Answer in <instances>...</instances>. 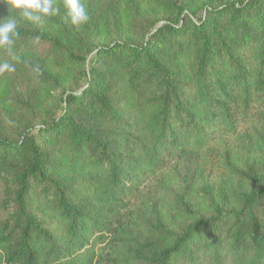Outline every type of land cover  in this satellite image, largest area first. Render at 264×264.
Here are the masks:
<instances>
[{
	"label": "trees",
	"instance_id": "16d2710c",
	"mask_svg": "<svg viewBox=\"0 0 264 264\" xmlns=\"http://www.w3.org/2000/svg\"><path fill=\"white\" fill-rule=\"evenodd\" d=\"M82 3L0 0V264H264V164L235 159L264 152V0Z\"/></svg>",
	"mask_w": 264,
	"mask_h": 264
},
{
	"label": "clouds",
	"instance_id": "9594fccd",
	"mask_svg": "<svg viewBox=\"0 0 264 264\" xmlns=\"http://www.w3.org/2000/svg\"><path fill=\"white\" fill-rule=\"evenodd\" d=\"M10 10H19L24 18L34 23L44 22L45 17L59 12L53 6V0H3ZM66 16L72 25H81L89 20V13L82 0H64ZM17 20L7 16L0 20V49H3L13 60H18L13 51L15 38L18 37ZM14 72L15 65L5 61L0 63V73Z\"/></svg>",
	"mask_w": 264,
	"mask_h": 264
},
{
	"label": "rangeland",
	"instance_id": "374dc122",
	"mask_svg": "<svg viewBox=\"0 0 264 264\" xmlns=\"http://www.w3.org/2000/svg\"><path fill=\"white\" fill-rule=\"evenodd\" d=\"M233 144L234 143H231L230 146H233ZM229 147H224L222 145L217 146L214 149V153H212L211 156L209 157L208 162L204 164V168L201 172L198 171V173H195L194 167L187 168L184 172H186L190 177L193 174H195L197 177L196 178L197 185L199 187L204 186V184L206 183H209L211 185H214L215 189H218L219 186H221L223 183L226 182L229 183L228 172L220 165V160L224 156V152L227 153L230 150ZM241 154H242L241 156L235 154V159H237V162H239V165L242 169H246L248 166L251 165L258 168L259 166L264 164V152L254 151L252 154H249L246 148L245 150H243ZM232 183L233 185L237 186L239 185L240 182L237 179H235ZM2 189L3 186H2V182L0 181V200L2 198ZM3 215L4 212L0 208V216Z\"/></svg>",
	"mask_w": 264,
	"mask_h": 264
}]
</instances>
